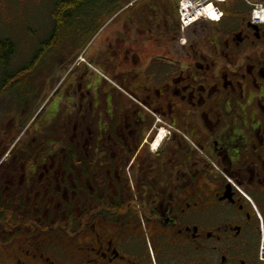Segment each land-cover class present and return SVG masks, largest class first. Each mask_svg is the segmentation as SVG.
I'll return each mask as SVG.
<instances>
[{
	"label": "flooded vegetation",
	"instance_id": "af4514ba",
	"mask_svg": "<svg viewBox=\"0 0 264 264\" xmlns=\"http://www.w3.org/2000/svg\"><path fill=\"white\" fill-rule=\"evenodd\" d=\"M221 11L184 44L152 18L71 56V30L39 44L56 77L18 101L0 264H264V25Z\"/></svg>",
	"mask_w": 264,
	"mask_h": 264
},
{
	"label": "rangeland",
	"instance_id": "374dc122",
	"mask_svg": "<svg viewBox=\"0 0 264 264\" xmlns=\"http://www.w3.org/2000/svg\"><path fill=\"white\" fill-rule=\"evenodd\" d=\"M57 1L59 0L5 1V26L0 20V28L4 26L5 30H0V44H10L11 48H7L4 53V56L7 57L5 67L2 65L3 61H0V186L6 180L9 182L6 184H11L12 175L17 176L15 173L21 171L20 164L12 162V167L9 169L5 163L6 161L11 162L10 157L17 149L15 143L19 141L17 136L18 134H20L19 137L23 135V127L31 119L28 118L24 122L23 117L19 116L18 101L21 108L24 109L25 104H28L29 108L35 102L33 94L29 95L31 92L29 89L33 90V93L36 90L50 93L52 89V75H54L52 72H55L56 68L54 62L50 61L52 58L45 56L46 62L40 68L35 66L38 58L34 59V55L39 44L49 39L54 28L52 11ZM130 1L93 0L85 11L77 14L70 25L64 29V31L71 30L69 33L71 40L70 56L81 53L84 48L94 50L99 47L101 42L100 40L97 41L98 34H95L98 30H107L106 32L110 30H137L136 10L141 7H147L153 12L151 25L154 30L157 28L164 30V27L173 30L174 26L178 27L174 6L169 5L165 9L161 8L156 14L157 12L151 9V3L159 2V0H141L136 7L122 13L121 8ZM76 30L90 31L87 34L83 32L82 35L77 34L78 36H76ZM187 33L185 38H187ZM39 68L40 70H38ZM20 74L23 76L18 77ZM115 74V72L112 73L113 77ZM63 75L64 71L57 73L58 78ZM54 76L56 77V75ZM3 83H5V87H3ZM42 95L43 99L47 97L46 93ZM43 99L39 104L43 102ZM9 152L11 153L8 155ZM6 170L11 171V175H8ZM15 183L17 184V180Z\"/></svg>",
	"mask_w": 264,
	"mask_h": 264
},
{
	"label": "built area",
	"instance_id": "2783aa9c",
	"mask_svg": "<svg viewBox=\"0 0 264 264\" xmlns=\"http://www.w3.org/2000/svg\"><path fill=\"white\" fill-rule=\"evenodd\" d=\"M177 6L179 28L187 31L205 21L217 23L222 18L220 5L226 0H168ZM251 8L250 19L256 25H264V8L255 0H241Z\"/></svg>",
	"mask_w": 264,
	"mask_h": 264
},
{
	"label": "trees",
	"instance_id": "16d2710c",
	"mask_svg": "<svg viewBox=\"0 0 264 264\" xmlns=\"http://www.w3.org/2000/svg\"><path fill=\"white\" fill-rule=\"evenodd\" d=\"M92 2L93 0H63V1L59 0L57 1L52 11V19L54 22L53 30H59L60 32H62L67 26L70 25V23L73 21V18L77 16V14H79L81 11H85L88 5L91 4ZM7 48L8 49L11 48V45L7 43H4V45L0 44V61H3L2 62L3 67H5V64L7 62L6 61L7 57L4 56V53ZM21 76L23 75L20 74V76L18 77H21ZM9 78H14V77H9ZM3 85H4L3 87H5V83H3Z\"/></svg>",
	"mask_w": 264,
	"mask_h": 264
},
{
	"label": "crops",
	"instance_id": "0c3cea01",
	"mask_svg": "<svg viewBox=\"0 0 264 264\" xmlns=\"http://www.w3.org/2000/svg\"><path fill=\"white\" fill-rule=\"evenodd\" d=\"M139 1H141V0H131L130 1L131 3L132 2H135L133 8L137 6V4H138ZM166 1L167 0H159V2L156 1V3L152 2L151 3V9H153L154 12H157L156 14H158V12H159V10L161 8H164L165 9V7L167 8L169 5H172L175 8V5L174 4H171L168 1L166 3ZM175 11H176V9H175ZM135 18L137 20L138 27L144 26L145 20L150 19V18H153V12L149 8H147V7H141V8H138L136 10V16H135ZM175 31H177V30H175ZM173 34H174V30H170L169 35L172 37Z\"/></svg>",
	"mask_w": 264,
	"mask_h": 264
}]
</instances>
